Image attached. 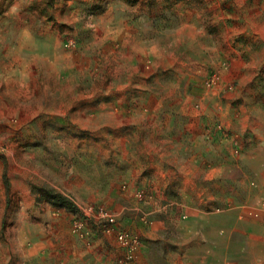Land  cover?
I'll return each mask as SVG.
<instances>
[{
	"label": "rangeland",
	"instance_id": "374dc122",
	"mask_svg": "<svg viewBox=\"0 0 264 264\" xmlns=\"http://www.w3.org/2000/svg\"><path fill=\"white\" fill-rule=\"evenodd\" d=\"M0 264H264V0H0Z\"/></svg>",
	"mask_w": 264,
	"mask_h": 264
},
{
	"label": "built area",
	"instance_id": "2783aa9c",
	"mask_svg": "<svg viewBox=\"0 0 264 264\" xmlns=\"http://www.w3.org/2000/svg\"><path fill=\"white\" fill-rule=\"evenodd\" d=\"M119 236H120V238H121L122 240H125V239H126V236H125V234H123V233L120 234Z\"/></svg>",
	"mask_w": 264,
	"mask_h": 264
}]
</instances>
